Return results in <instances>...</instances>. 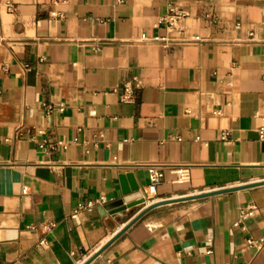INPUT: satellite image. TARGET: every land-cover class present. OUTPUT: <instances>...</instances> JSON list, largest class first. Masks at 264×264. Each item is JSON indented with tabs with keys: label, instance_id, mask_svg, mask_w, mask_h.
Here are the masks:
<instances>
[{
	"label": "crops",
	"instance_id": "0c3cea01",
	"mask_svg": "<svg viewBox=\"0 0 264 264\" xmlns=\"http://www.w3.org/2000/svg\"><path fill=\"white\" fill-rule=\"evenodd\" d=\"M261 126L264 0H0V264L85 263L148 205L105 208L149 164L157 201L264 180ZM250 238L264 183L160 204L89 264H264Z\"/></svg>",
	"mask_w": 264,
	"mask_h": 264
},
{
	"label": "built area",
	"instance_id": "2783aa9c",
	"mask_svg": "<svg viewBox=\"0 0 264 264\" xmlns=\"http://www.w3.org/2000/svg\"><path fill=\"white\" fill-rule=\"evenodd\" d=\"M11 7L14 6L13 3L10 4ZM188 14V11L183 8L182 6L179 5H174L172 6L170 12L167 14L166 19L169 22V27L170 28H181V21L182 19ZM150 36L148 35L147 32L143 34L144 39H148ZM155 39H162L164 41H168V38L166 36H156L154 37ZM196 39H200V36L197 35ZM135 89H136V84L135 81L129 80L125 82L124 85V92H123V98L126 101H133L135 100ZM228 132H224L222 134V137L226 138ZM261 135L264 138V126H261ZM166 165L164 164H149V170H150V178L151 181L144 191V196L146 199L147 204H152L157 201L158 197V187L160 182L163 180L166 174ZM173 170L177 174V178L179 180H189L191 178V167L189 165H182V166H175L173 167ZM95 202L91 201L88 203H80L79 206L76 208L74 215L77 216L79 215L85 208H88L90 206H93ZM258 209L257 204L252 203L249 204L248 206H245L241 210V218L246 219L250 216H253ZM55 222H52L49 224V228H52L55 226ZM43 242H45L43 240ZM249 242L252 244L257 245L258 247H262L264 243V239H255V238H250ZM214 248L210 247L207 249L208 252H213Z\"/></svg>",
	"mask_w": 264,
	"mask_h": 264
},
{
	"label": "water",
	"instance_id": "95a60500",
	"mask_svg": "<svg viewBox=\"0 0 264 264\" xmlns=\"http://www.w3.org/2000/svg\"><path fill=\"white\" fill-rule=\"evenodd\" d=\"M264 183V180L259 182H253L249 184L239 185L231 188H223V189H217V190H211L206 192H200L197 194H193L190 196H184L179 198H172V199H165V200H159L152 204H148L145 206V208L139 212L130 222H128L123 228H121L114 236L106 243L98 252H96L92 257H90L85 263L83 264H89L97 255H99L108 245H110L114 240H116L121 234H123L131 225H133L138 219H140L146 212L151 210L152 208L171 201L180 200L184 198H192V197H203L214 193H219L226 190H232L235 188H241L244 186H253L256 184ZM142 203H146V199L144 196V192L141 189V186L139 184H134L131 187H125L124 189V196L122 198H119L117 200L108 202L105 204V208L110 209L112 212H120V211H126L129 207H133L135 205H139Z\"/></svg>",
	"mask_w": 264,
	"mask_h": 264
}]
</instances>
